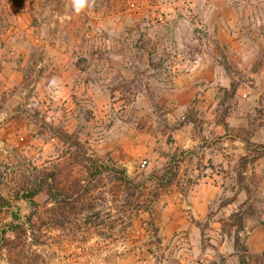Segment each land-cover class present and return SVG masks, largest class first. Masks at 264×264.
<instances>
[{
  "label": "rangeland",
  "instance_id": "1",
  "mask_svg": "<svg viewBox=\"0 0 264 264\" xmlns=\"http://www.w3.org/2000/svg\"><path fill=\"white\" fill-rule=\"evenodd\" d=\"M76 152L146 209L109 175L63 223L40 193L21 264H264V0H0V228Z\"/></svg>",
  "mask_w": 264,
  "mask_h": 264
},
{
  "label": "trees",
  "instance_id": "2",
  "mask_svg": "<svg viewBox=\"0 0 264 264\" xmlns=\"http://www.w3.org/2000/svg\"><path fill=\"white\" fill-rule=\"evenodd\" d=\"M65 137L69 136L66 135ZM75 157L76 161L69 166L51 162L49 168L38 171L30 188H22L21 195L27 199L30 211L23 217H20L17 212H10L11 221L0 228V258L7 254L6 264H21L23 261L21 257H24L22 249L25 242L24 237L27 236L28 230L32 229L35 215H39L38 205L34 198L40 193H44L48 202L52 204L53 208L51 213L49 210V213L54 216V220L59 219L58 221L63 223L71 214L78 215L93 208L90 202L98 198L90 197L89 194L94 191L96 184L104 176L109 175L112 176V180L125 193L126 197L133 198L132 205L135 207L136 213L146 209H143L140 200L141 193L137 190L139 187L133 179L129 178L124 169L115 166L110 157L102 159L86 152H76ZM73 166L79 167L76 175L71 174ZM93 193L94 195L97 194L96 192ZM0 204L3 206L7 202L1 200ZM49 213L46 212V214ZM237 220L238 231L242 228L241 217H238ZM29 234L32 235V230ZM28 238L30 237L28 236ZM234 239L238 241V235ZM242 248L246 250L245 247L242 246ZM26 258V262L29 264L28 256ZM241 262L244 264V260Z\"/></svg>",
  "mask_w": 264,
  "mask_h": 264
},
{
  "label": "clouds",
  "instance_id": "3",
  "mask_svg": "<svg viewBox=\"0 0 264 264\" xmlns=\"http://www.w3.org/2000/svg\"><path fill=\"white\" fill-rule=\"evenodd\" d=\"M89 3V0H73L74 10L79 13ZM55 84V81L52 82Z\"/></svg>",
  "mask_w": 264,
  "mask_h": 264
},
{
  "label": "water",
  "instance_id": "4",
  "mask_svg": "<svg viewBox=\"0 0 264 264\" xmlns=\"http://www.w3.org/2000/svg\"><path fill=\"white\" fill-rule=\"evenodd\" d=\"M25 202H26V203H28V201H27V200H25Z\"/></svg>",
  "mask_w": 264,
  "mask_h": 264
}]
</instances>
